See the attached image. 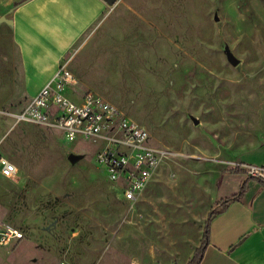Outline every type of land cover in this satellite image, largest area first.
I'll return each instance as SVG.
<instances>
[{
  "label": "rangeland",
  "instance_id": "rangeland-1",
  "mask_svg": "<svg viewBox=\"0 0 264 264\" xmlns=\"http://www.w3.org/2000/svg\"><path fill=\"white\" fill-rule=\"evenodd\" d=\"M16 2L0 0V15ZM108 5L81 67L71 68L167 154L127 200L95 159L99 140L68 141L57 126L15 122L6 112L28 94L0 20V154L17 166L16 179L0 175V225L24 235L0 245V264H185L207 213L220 206L217 193L239 189L233 171H245L230 167L232 156L264 162V0ZM73 84L66 93L75 99L85 89Z\"/></svg>",
  "mask_w": 264,
  "mask_h": 264
},
{
  "label": "crops",
  "instance_id": "crops-1",
  "mask_svg": "<svg viewBox=\"0 0 264 264\" xmlns=\"http://www.w3.org/2000/svg\"><path fill=\"white\" fill-rule=\"evenodd\" d=\"M12 1L4 0L3 5H10ZM108 8L105 0H17L10 7L9 15H2L11 20V23L4 22L9 25L20 59L27 98L36 94L64 61L76 77L72 87L80 88V92L96 91L78 78L71 67L76 72L81 67V52L92 44L90 30L94 25L98 29L99 20L103 24ZM80 96H75V100ZM242 155L232 156L230 167L236 163L264 165V162H246ZM229 173L232 172L225 174ZM237 173L240 175L238 188L244 185V191L234 198L232 195L239 189L224 188L215 196V205L221 206L220 200L227 199L226 209L212 218L209 240L197 264H264V184L243 171Z\"/></svg>",
  "mask_w": 264,
  "mask_h": 264
},
{
  "label": "built area",
  "instance_id": "built-area-1",
  "mask_svg": "<svg viewBox=\"0 0 264 264\" xmlns=\"http://www.w3.org/2000/svg\"><path fill=\"white\" fill-rule=\"evenodd\" d=\"M67 62L60 64L51 78L17 110L6 112L15 122L57 126L68 141L101 142L95 159L116 182L123 198L136 200L152 179L166 149L149 142L148 128L129 117L120 108L88 89L80 99L66 90L75 81ZM247 175L264 180V165L240 163ZM0 175L17 178V166L0 154ZM23 232L10 225H0V245L23 238Z\"/></svg>",
  "mask_w": 264,
  "mask_h": 264
},
{
  "label": "trees",
  "instance_id": "trees-1",
  "mask_svg": "<svg viewBox=\"0 0 264 264\" xmlns=\"http://www.w3.org/2000/svg\"><path fill=\"white\" fill-rule=\"evenodd\" d=\"M234 171L238 172L239 168H234ZM262 180V179H261ZM264 184V180L261 181ZM244 191V185L240 186L239 191L235 192L232 196L234 198L238 197L240 194H242V192ZM225 201H227V199H222L220 200V204L221 206L219 208H212L208 213L207 216L205 218L204 221V225H203V232L200 238V243L199 245L195 248L192 256L190 257V259L185 263V264H197L199 262V260L201 259V255L203 252V248L205 246V244L208 242L209 240V231H210V223L212 218L222 212L223 210L226 209V203Z\"/></svg>",
  "mask_w": 264,
  "mask_h": 264
},
{
  "label": "water",
  "instance_id": "water-1",
  "mask_svg": "<svg viewBox=\"0 0 264 264\" xmlns=\"http://www.w3.org/2000/svg\"><path fill=\"white\" fill-rule=\"evenodd\" d=\"M108 4H112L114 3L115 0H105ZM0 20H3L5 22H8V23H11V20L9 18H6L4 16H0ZM227 56L229 58V60L232 62V63H236L237 62V59L234 57V55L232 54V52H227ZM70 158H74V156L72 154L69 155Z\"/></svg>",
  "mask_w": 264,
  "mask_h": 264
}]
</instances>
